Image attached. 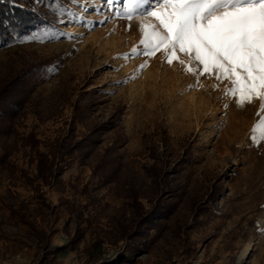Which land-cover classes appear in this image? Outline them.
<instances>
[{
	"label": "rangeland",
	"instance_id": "rangeland-1",
	"mask_svg": "<svg viewBox=\"0 0 264 264\" xmlns=\"http://www.w3.org/2000/svg\"><path fill=\"white\" fill-rule=\"evenodd\" d=\"M15 1L44 23L0 42V264H264L259 101L192 88L159 53L125 59L138 23L101 0H60L70 26L54 0Z\"/></svg>",
	"mask_w": 264,
	"mask_h": 264
},
{
	"label": "snow or ice",
	"instance_id": "snow-or-ice-1",
	"mask_svg": "<svg viewBox=\"0 0 264 264\" xmlns=\"http://www.w3.org/2000/svg\"><path fill=\"white\" fill-rule=\"evenodd\" d=\"M43 2V0H41ZM110 14L109 18H122L137 22L142 39L125 59L155 58L159 53L172 66L174 61L196 83L203 86L201 78L215 81L219 90L224 84V97L243 108L259 101L264 111V0H101ZM77 4L84 11L87 5L80 0H67V5ZM60 0H54L52 10L57 22L72 25L82 17ZM101 12V8H92ZM151 17L158 23H144ZM98 23H105L99 21ZM131 23L127 30H130ZM58 36L71 34L51 29L42 30L36 40L51 42ZM144 64L140 68H144ZM46 73L54 74L55 66H43ZM259 141L264 142V119L256 126ZM255 132V128H254Z\"/></svg>",
	"mask_w": 264,
	"mask_h": 264
},
{
	"label": "trees",
	"instance_id": "trees-1",
	"mask_svg": "<svg viewBox=\"0 0 264 264\" xmlns=\"http://www.w3.org/2000/svg\"><path fill=\"white\" fill-rule=\"evenodd\" d=\"M42 22L36 11L21 7L15 0H0V42L2 44H7L12 35L17 37L26 35ZM5 102L4 98L0 99V117L13 118L14 105ZM5 132H7L5 129H1L0 135Z\"/></svg>",
	"mask_w": 264,
	"mask_h": 264
}]
</instances>
